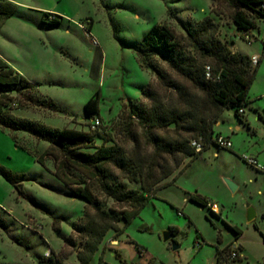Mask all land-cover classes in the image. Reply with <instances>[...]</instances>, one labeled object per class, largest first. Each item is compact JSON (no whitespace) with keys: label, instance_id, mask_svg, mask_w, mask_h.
Instances as JSON below:
<instances>
[{"label":"rangeland","instance_id":"1","mask_svg":"<svg viewBox=\"0 0 264 264\" xmlns=\"http://www.w3.org/2000/svg\"><path fill=\"white\" fill-rule=\"evenodd\" d=\"M19 1L24 6L15 7L13 16L1 25L0 50L11 55L21 75L36 85L39 100L64 112L33 106L16 109L13 114L52 130L73 128L88 132L85 125L90 121L84 116L83 106L98 93L99 128L89 131L96 146L103 136L129 151L132 143L122 135L121 124L135 121L128 119L130 102L147 105L141 95L147 84L161 94L168 93L148 70L139 66L135 53L125 48V44L138 42L151 25H165L182 36L185 25L194 26L210 16L218 24L221 37L233 39L234 50L257 52L259 63L248 91L251 103L242 108L241 118L232 109L224 110L220 125L213 127L214 132L231 138L235 152L212 145L192 160L174 182L171 176L162 181L168 184L139 210L121 235L115 237L110 230L104 236L92 264H217L215 249L225 248L235 237L229 225L244 234L248 261L262 264L264 176L258 175V181H254L257 171L241 156L257 151L256 156L264 157L263 35L252 31L255 40L247 44L232 26L227 8L211 0ZM58 17L60 24L49 25ZM133 130L139 149L151 153L141 129L133 125ZM164 132L158 133L165 135ZM13 135L16 144L30 154L15 147L10 133L0 129V264H44L49 250L54 255L69 254L64 262L77 263L75 252L80 239L74 235L75 247L66 246L64 239L82 214L85 202L75 198L53 176L51 158L44 159V166L35 162L34 156L48 146L46 141L23 132ZM225 179L236 185L234 192ZM190 195L216 203L220 213L199 206L189 199ZM248 206L258 211L251 222L246 219ZM169 228L175 232L164 242L162 232ZM172 244L178 248L173 250ZM137 247L142 250L140 254Z\"/></svg>","mask_w":264,"mask_h":264},{"label":"trees","instance_id":"2","mask_svg":"<svg viewBox=\"0 0 264 264\" xmlns=\"http://www.w3.org/2000/svg\"><path fill=\"white\" fill-rule=\"evenodd\" d=\"M211 1L227 8L231 24L242 40L245 34L258 30L264 23L263 0ZM13 9V4L0 1L1 18L10 17ZM212 11L217 14L215 9ZM60 20L61 17L53 19L49 25H58ZM183 31V35L178 36L169 27L155 23L138 42L125 44V48L138 57L139 66L155 77L164 93L168 92L161 94L147 84L141 92L147 105L130 102L128 119L135 121L121 124L122 135L132 143L129 151L103 136L101 144L94 145L89 131L99 128V125L92 128L94 119L99 120L98 93L83 106L84 116L90 121L85 125L88 132L73 128L52 130L40 122L15 116L14 110L33 106L58 113L64 111L39 100L36 85L0 58V129L10 133L15 147L29 154L16 144L13 133L23 132L46 141L48 146L34 156L35 162L44 166V159L51 158L53 176L75 198L85 202L82 214L64 239L66 246L73 247L76 246L74 235L80 239V247L75 252L79 264L90 263L110 230L115 237L121 235L139 210L168 184H161L162 181L171 176L174 182L202 151L212 145L217 147L214 139L220 134H215L213 127L224 110L232 109L235 116L241 118L239 110L249 103L248 91L258 64L252 66L247 55L233 52L210 16L203 17L194 26L185 25ZM262 50L264 53V42ZM133 125L143 132V140L151 153L145 154L139 149ZM161 131H165V135L158 133ZM192 140L202 144L201 152H195L190 145ZM107 141L112 143L107 144ZM184 160L189 161L182 167ZM1 172L8 179L5 172ZM189 199L201 207L209 204L198 195H190ZM228 228L235 237L240 234L238 228ZM168 230L175 232L173 228ZM215 252L218 263L241 262L240 258H230L229 246L222 250L216 248ZM48 253L44 264H68L64 260L69 254L54 255L52 250Z\"/></svg>","mask_w":264,"mask_h":264},{"label":"crops","instance_id":"3","mask_svg":"<svg viewBox=\"0 0 264 264\" xmlns=\"http://www.w3.org/2000/svg\"><path fill=\"white\" fill-rule=\"evenodd\" d=\"M1 1V0H0ZM4 1H7V2H9V3H11V4H13L14 5V8L15 7H17V6H19V7H23L24 6V4L22 3V1H19V0H4ZM37 13H39L40 14V11H37ZM13 14H14V9H13V13H12V15L10 16V17H8V18H1L0 17V28H1V25H4L5 23H6V21L7 20H9L12 16H13ZM237 37V36H236ZM234 38V37H233ZM228 42H229V45H230V48H231V50L233 51V52H237V53H241V54H243V55H247L249 58H251L252 56H259L258 54H257V52H253V53H251V54H245V53H242V52H240V51H238V50H234L233 49V45H234V41H233V39L232 40H227ZM250 45V44H249ZM0 58L3 60V61H5L11 68H13L16 72H18L19 74H22L21 73V71H20V69H18L12 62H15L16 60H14V59H11L12 57H11V55H7V53H3V51H1L0 50ZM255 80V79H254ZM248 101H249V103H251V101H250V97H249V95H248ZM225 112V111H224ZM223 112V113H224ZM223 113H222V115H223ZM220 119L218 120V122L214 125V128L215 127H218L219 125H220ZM237 129H239V128H237ZM213 131H214V129H213ZM215 134H220V135H222V136H224V134L222 133V132H220V131H217V132H214ZM224 137H226V135L224 136ZM227 138H229L230 140H231V138L228 136ZM231 142H232V140H231ZM233 143V142H232ZM217 148V147H216ZM217 149H219V148H217ZM224 150H228V151H230V152H235L234 151V149H233V146H232V148L231 149H224ZM201 154V153H200ZM258 155V152L257 151H252V155H250L251 157H253V158H255L260 164H263L264 165V157H261V156H256V155ZM215 155H217L218 156V153H216L215 152ZM253 169V168H252ZM256 171V170H255ZM258 175H263L264 176V174H262L261 172H256V174H255V178H254V181H258ZM233 179H235L234 177H232ZM233 179H231V180H233ZM234 181V180H233ZM236 182V181H235ZM239 187V183H237V188ZM205 198V197H204ZM207 199V198H206ZM209 201V200H208ZM209 204L211 205V208L210 207H208V206H206V207H208V208H210L211 210H213L215 213H220V211H219V208H218V206L216 205V203H214V202H212V201H209ZM249 207V206H248ZM255 210V216L258 214V211H257V209H254ZM230 227H236V226H232V225H229ZM237 228V227H236ZM239 230V229H238ZM240 231V230H239ZM244 234H242L241 233V231H240V234L239 235H237V237H234V239L232 240V241H230L229 242V244L227 245V246H229L230 247V250L232 249V248H237V250H238V252H239V258L241 259V262L239 263V264H243V262L246 260V264H251L249 261H248V258H247V255H246V250H247V246H246V242H245V240H244ZM255 239V238H254ZM110 242H113V243H116V241H110ZM226 246V247H227ZM219 250H222L223 248H218ZM100 251V247H99V249H98V251L94 254V256H93V258H92V260L90 261V263L89 264H92V262H93V259H94V257L98 254V252ZM112 251V250H111ZM115 254V253H114ZM229 261V260H228ZM216 262H217V260H216ZM263 264H264V260H263V262H262ZM72 264H79L78 262L77 263H72ZM217 264H230V263H226V262H224V261H221V262H217Z\"/></svg>","mask_w":264,"mask_h":264},{"label":"built area","instance_id":"4","mask_svg":"<svg viewBox=\"0 0 264 264\" xmlns=\"http://www.w3.org/2000/svg\"><path fill=\"white\" fill-rule=\"evenodd\" d=\"M264 3V0H263ZM262 27V30H261ZM258 35L262 34L263 35V40L262 42H264V23L261 24L257 30ZM253 40H255V38L252 35V32L247 33L244 35L243 41H245L247 44H251L253 42ZM250 62L252 66H256L259 62V57L258 56H252L250 58ZM206 70H208V68H206ZM208 76V74H207ZM239 113L242 114L243 111L239 110ZM99 120L98 119H94L93 122V126L92 128H95L97 125H99ZM214 142L216 144L217 147L222 148V149H231L232 148V143L229 140V138L224 137L222 135H217L214 139ZM190 145L194 148L195 152H201L202 151V144L196 140H192L190 142ZM242 161L247 164L248 166L252 167L253 169H255L258 172H261L264 174V165L260 164L255 158L251 157V156H241ZM208 207L211 208V205L208 204ZM137 251L140 254L141 253V249L139 247H137ZM231 259H237L239 258V252L237 250V248H232L230 250V254H229Z\"/></svg>","mask_w":264,"mask_h":264},{"label":"water","instance_id":"5","mask_svg":"<svg viewBox=\"0 0 264 264\" xmlns=\"http://www.w3.org/2000/svg\"><path fill=\"white\" fill-rule=\"evenodd\" d=\"M225 184L228 186V188L234 192L236 189V185L233 184L232 181L225 179ZM255 217V210L252 207H248L246 212V219L248 222H251ZM172 238V232H170L168 229L162 232V240L164 242H168ZM178 248V246L172 244V249L175 250Z\"/></svg>","mask_w":264,"mask_h":264}]
</instances>
